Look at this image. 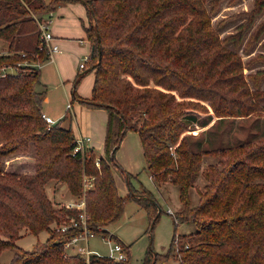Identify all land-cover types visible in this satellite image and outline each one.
<instances>
[{
  "label": "trees",
  "instance_id": "obj_1",
  "mask_svg": "<svg viewBox=\"0 0 264 264\" xmlns=\"http://www.w3.org/2000/svg\"><path fill=\"white\" fill-rule=\"evenodd\" d=\"M68 1L78 0H0V39L9 43L8 52L0 51V234L7 237L0 236V244L12 245L10 239L25 228L51 232L24 257L16 252L11 263L86 264L82 255L67 254L64 247L66 240L82 232V223L57 228L72 218L80 220L81 207L55 206L47 192L51 179L67 183L83 198L87 226L95 234L109 232L106 225L122 216L129 198L157 221L162 208L153 191L144 187L143 196L137 195L130 185L131 192L124 197L112 171V165L120 166L115 151L123 133L134 129L140 133L153 179L179 186L184 207L176 221L192 214L197 225L191 234L179 235L184 241L178 249L175 235L167 253L149 250L143 264H160L174 255L177 264H264V182L257 180L264 179V156L252 151L231 161L226 152L232 146L206 147L205 140L195 139L191 132L214 116H244L257 110L253 94L264 92L259 85L264 67L246 73L252 60L244 63L241 53L227 43L236 47L243 43L264 12V0H254L246 11L248 19L223 38L212 25L206 0H81L90 17L86 30L91 53L75 87L89 69H96V79L92 96H81L76 88L74 95L88 106L109 111L106 154L101 156L93 147L75 151V132L62 122L67 114L51 124L43 115L47 88L39 87L41 68L35 63L47 60L49 51L40 48L41 31L32 22L34 13L40 12L41 20L43 13L52 16L60 3ZM219 1L214 0L213 8ZM263 34L264 19L251 31L245 49ZM255 59L264 60V53ZM4 68L9 71L6 76L1 74ZM239 84L247 99L230 95ZM198 108L207 115L195 113ZM31 147L34 171L5 169L7 158ZM206 154L218 162L205 167ZM201 173L207 180L205 189L199 204L191 207L190 191ZM86 176L93 178V186H84ZM91 264L132 263L94 253Z\"/></svg>",
  "mask_w": 264,
  "mask_h": 264
},
{
  "label": "rangeland",
  "instance_id": "obj_2",
  "mask_svg": "<svg viewBox=\"0 0 264 264\" xmlns=\"http://www.w3.org/2000/svg\"><path fill=\"white\" fill-rule=\"evenodd\" d=\"M253 3L254 0H220L219 3H217L218 5L213 8L214 0H206V6L210 14L212 25L219 31L222 38L230 33L238 31L239 25L248 19L246 11L251 9ZM50 14L51 13L49 12L43 13V17ZM40 15V12L34 13L35 21L32 23H38ZM85 18V22H89L88 14ZM263 19L264 12L257 16L252 27L245 34V39L240 46L236 47L233 42L227 43L229 47L235 48L241 53L244 63H248L252 60L247 64V67H245L246 73H249L250 71L256 72L258 69L264 67V60L255 59L259 53H264V34L260 41L250 46L248 49H245V41L248 40L251 31L255 29V25ZM79 21L83 24L81 18H79ZM81 36L82 35H78L79 38H77V44L79 46L74 51L75 53H69L70 59H66L68 63H70L71 60L77 64V76L78 73L83 71H81L79 63L84 61L86 56L91 53L86 38L80 39ZM0 51H9L8 41L0 39ZM49 66H51V64ZM42 69L45 72L47 70V64L43 66ZM95 79L96 69H89L86 75L79 80L77 87H75L77 93L92 94ZM249 80L253 87L252 89H254L255 83L253 79L249 78ZM259 85L264 88V77L260 79ZM72 86H74V82ZM39 87L43 88L42 85ZM45 87L48 90L46 85ZM241 89V84L237 85L234 93H231L230 95H237L240 98L247 99L248 95H246L245 92L240 93ZM49 91V96L43 104L45 108H50L54 116L59 113H64L63 117H65L67 114L66 122L69 125L72 124L74 131L85 137L91 135V133H93V124H99L101 122L103 119V112L80 101L78 97H75L72 89L70 92L71 97H67L64 94V89L56 83H51ZM253 95L256 96H254V102L257 110L244 116H226L222 119H218V117L214 116L215 119L206 126L200 127L199 124H196L195 127H193L194 129L191 130V132L195 134V139L196 137H202L205 140L204 145L206 147L220 145L228 147L232 146L231 150L226 152V156L229 157L231 161L238 157L252 154V151L258 152V157L264 156V92L259 95ZM85 97H87V95ZM191 97L193 100H197L196 98H193V96ZM69 102H72L73 104L71 109L67 108ZM80 103L85 106L81 108V106L78 105ZM204 103L208 105L210 111L213 110L208 101H204ZM222 104H224V101ZM206 105H203L202 107H205ZM195 113L204 117L207 115L206 113H208V111L198 108L195 109ZM57 121H59V119ZM62 122L65 121L63 120ZM97 139L99 138L96 137V140ZM94 150L99 156L106 154V148L102 142H95ZM33 154L34 150L33 147H31L22 155L10 156L6 159L5 169L18 172L34 171L32 166V160H34ZM115 158L120 163V166L112 165V171L118 186L119 194L127 197L131 192L130 185H132L136 189L137 195L143 196V190L144 187H146L153 191L157 197L162 212L154 223V220H151L148 211L135 199L129 198L125 204V210L122 216L118 220L106 225L109 230L106 235L110 236L113 233L115 236L109 239L103 234H95L90 236L89 245L102 254H110L112 243L119 239L127 245L129 252L128 259L132 264H143L149 250L159 253H167L175 235L177 238L176 249H178L180 244L184 241L183 239L180 241L179 235H189L197 229L192 214L186 220L176 221V213L181 211L184 207L179 186L170 181L158 184L153 179L151 172L148 169V162L144 152L142 139L137 130L128 129L123 133L119 141V146L115 151ZM203 162L206 167L208 164L217 163L218 161L213 154H206ZM226 165L229 166V164ZM127 173H129L128 177ZM257 180L262 183L264 182V179ZM196 182V185L193 186L190 191L191 207H195L199 204L200 191H204L205 189L204 186L207 180L203 173L198 176ZM47 192L55 206L58 207H61L64 204L78 206L84 201L83 198L76 196L70 190L67 183L57 179H51L47 183ZM51 226L55 228L56 223H52ZM50 235L51 232L48 229L41 230L39 233L31 232L26 228L22 229L21 235L18 238H8L11 240L12 245L6 247V245L0 244V264H10L16 252L21 253L23 255L22 257H24L27 251L35 249L39 242H45ZM0 236L3 238L6 237L5 234H0ZM87 243L88 242L85 239L78 241L79 245H87ZM76 251L77 250L73 248L72 250H66V253L74 254ZM177 262L178 259L174 255L170 258L161 259L160 264H177ZM17 264H21V261L17 262Z\"/></svg>",
  "mask_w": 264,
  "mask_h": 264
},
{
  "label": "crops",
  "instance_id": "obj_3",
  "mask_svg": "<svg viewBox=\"0 0 264 264\" xmlns=\"http://www.w3.org/2000/svg\"><path fill=\"white\" fill-rule=\"evenodd\" d=\"M88 13V8L85 2L82 3L81 0L78 1H68L63 2L58 5L56 10L52 14V21L51 23V31L54 34V38L51 40V44H58L59 50L55 51L53 53V56L51 58H48L45 60L41 65V83L42 87H45V85L48 87L46 97L44 101L49 96V86L51 83L59 84L64 89V94L67 97H71V89L74 93L75 89V81L77 78V64H75L73 61L70 60V63L66 61V59H70L69 53H75L74 51L79 46L77 44V38L78 35H82L80 39L87 40V44H89L91 49V41L87 37V30L86 27L90 23V17L89 22H85L86 16ZM79 18L82 19V23H80ZM47 64V70L43 71V66ZM51 64V66H49ZM74 82V86H72ZM91 94V93H90ZM80 94L81 96H92V94ZM81 101V100H80ZM45 103V102H44ZM82 107L85 105L78 104ZM73 107V105H72ZM97 108L98 110H101L103 112V119L99 124H93V133H91V141L89 143L90 147L95 146V142L97 143H103L105 146L107 133H108V121H109V111L105 107H93ZM43 111L49 115H51L55 121L58 119H63L64 113H59L56 116L51 112L50 108L47 109L45 106L43 107ZM66 119H63L65 122H63L64 125H69L66 122ZM72 127V124H70ZM73 128V127H72ZM75 135L79 136L80 134L76 131ZM83 136V135H82ZM96 137L99 138L96 140ZM94 145V146H93ZM118 161V160H117ZM120 164V163H119ZM206 184V183H205Z\"/></svg>",
  "mask_w": 264,
  "mask_h": 264
},
{
  "label": "built area",
  "instance_id": "obj_4",
  "mask_svg": "<svg viewBox=\"0 0 264 264\" xmlns=\"http://www.w3.org/2000/svg\"><path fill=\"white\" fill-rule=\"evenodd\" d=\"M52 16L51 15H47L45 17H43L41 20L38 21V28L41 31V36H42V41L40 43V48H46L49 51V58H51L53 56V53L57 50H59V46L58 44H51V40L54 38V34L51 31V23H52ZM88 59H89V55L86 56V59L84 61H81L79 63V67L81 69L82 72L86 71V69L88 68ZM43 62H36L35 65H37L39 68H41ZM9 72L8 70H6L5 68L2 70V76H6ZM81 72V73H82ZM72 102L68 103V109L72 108ZM44 117L46 118V120L51 124L55 122V119L47 114V113H43ZM91 141V136H76V146H75V151L78 150H85L88 149L90 147L89 143ZM97 165L100 166V159H97ZM93 178L86 176L85 177V187H91L93 186ZM79 207H81V211H80V220H76L75 218H72L71 223H64L61 225H57L58 229L61 230H66L67 228H69L71 225H78L79 222L82 223L83 225V230L82 232H80L79 234L73 236L72 238L68 239L65 241L64 243V247L65 249L68 251L69 249H76V253L82 255V257L85 259L86 264H91V255L96 253L99 255H104L101 252H99L96 249H93L90 245H89V239L90 236L95 235V233L93 231H91L88 226H87V221H86V210H85V201L82 202L81 205H78ZM106 238H113L112 235L110 236H106L104 235ZM81 239H85L87 240V245H79L78 241H80ZM111 252L110 254H105L108 256H111L114 259L117 260H125L128 259L129 257V252L127 249V245L124 244L121 240H116L114 243H112L111 245Z\"/></svg>",
  "mask_w": 264,
  "mask_h": 264
}]
</instances>
